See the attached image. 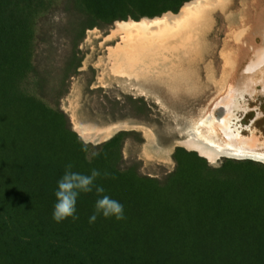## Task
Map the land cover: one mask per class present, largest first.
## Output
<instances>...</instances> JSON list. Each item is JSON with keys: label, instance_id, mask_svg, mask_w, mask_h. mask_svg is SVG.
<instances>
[{"label": "trees", "instance_id": "16d2710c", "mask_svg": "<svg viewBox=\"0 0 264 264\" xmlns=\"http://www.w3.org/2000/svg\"><path fill=\"white\" fill-rule=\"evenodd\" d=\"M191 1L0 0V264H264V163L213 167L176 148L173 172L144 176L123 166L124 142L136 133L85 143L60 108L88 31L177 14ZM59 12L70 52L56 69ZM68 164L84 175L98 170L95 185L123 205L124 218L89 223L93 188L80 194L77 220L55 222L54 193Z\"/></svg>", "mask_w": 264, "mask_h": 264}, {"label": "rangeland", "instance_id": "374dc122", "mask_svg": "<svg viewBox=\"0 0 264 264\" xmlns=\"http://www.w3.org/2000/svg\"><path fill=\"white\" fill-rule=\"evenodd\" d=\"M144 19L86 33L82 67L60 102L73 130L92 145L136 133L123 166L159 180L174 171L176 148L193 152L184 141L195 136L264 154V0H209L177 25L127 37L126 24ZM52 24L58 69L70 52L65 14Z\"/></svg>", "mask_w": 264, "mask_h": 264}, {"label": "clouds", "instance_id": "9594fccd", "mask_svg": "<svg viewBox=\"0 0 264 264\" xmlns=\"http://www.w3.org/2000/svg\"><path fill=\"white\" fill-rule=\"evenodd\" d=\"M98 155L94 153L91 159ZM72 165L68 164L64 175L57 182V190L54 195L56 204L54 205L53 220L57 223L65 219L72 218L73 221L79 217L76 215V203L81 193H91L95 188L96 195L99 197L95 203V211L89 218V223H94L98 216L104 218L114 217L116 220L124 218L123 205L107 195H101L104 192L102 186L95 185V180L100 176L96 169L91 171L90 175L73 172ZM107 175V173H105Z\"/></svg>", "mask_w": 264, "mask_h": 264}, {"label": "bare ground", "instance_id": "6f19581e", "mask_svg": "<svg viewBox=\"0 0 264 264\" xmlns=\"http://www.w3.org/2000/svg\"><path fill=\"white\" fill-rule=\"evenodd\" d=\"M207 1H209V0H193L189 3H186L181 8V10L178 14L166 13V14H163V16L158 17V18L144 19L143 24L135 23V22H129L126 24V26H125L126 28H124V31H125L127 37L135 38V37H138L142 33V29H144V28L145 29L147 28L146 31L149 30L151 32L152 31L165 30L169 26H173V25H177V24L181 23L189 15V13L192 10H194L202 2H207ZM146 33H148V32H146ZM151 65H153V64H151ZM210 136H211V134H210ZM85 137H87V136H85ZM226 145L217 143L216 141H214L210 138H205V137H203V138L198 137L197 138L196 136L184 141V146H186L188 149L198 153L200 156L204 157L205 159H207L208 161H211V162L219 160L221 157H228V158H234V159L248 157V158H251V159H254L257 161H261L264 163V154H253V153L241 151V150H238L237 148H232V147H229Z\"/></svg>", "mask_w": 264, "mask_h": 264}, {"label": "water", "instance_id": "95a60500", "mask_svg": "<svg viewBox=\"0 0 264 264\" xmlns=\"http://www.w3.org/2000/svg\"><path fill=\"white\" fill-rule=\"evenodd\" d=\"M194 152V151H193ZM196 153V152H195ZM199 157H201V158H204V157H202V156H199ZM222 158V157H221ZM224 158H227V159H234V158H228V157H224ZM205 159V158H204ZM235 160H253V161H256V162H261V161H257V160H254V159H251V158H248V157H246V158H238V159H235ZM261 163H263V162H261Z\"/></svg>", "mask_w": 264, "mask_h": 264}, {"label": "flooded vegetation", "instance_id": "af4514ba", "mask_svg": "<svg viewBox=\"0 0 264 264\" xmlns=\"http://www.w3.org/2000/svg\"><path fill=\"white\" fill-rule=\"evenodd\" d=\"M220 159H227V158L222 157V158H220ZM220 159H219V160H220Z\"/></svg>", "mask_w": 264, "mask_h": 264}]
</instances>
